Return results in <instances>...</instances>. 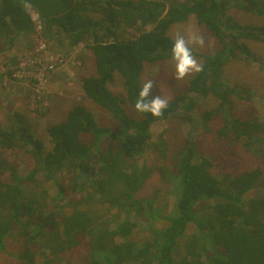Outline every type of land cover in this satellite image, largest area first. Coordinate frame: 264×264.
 Masks as SVG:
<instances>
[{
    "label": "trees",
    "instance_id": "obj_1",
    "mask_svg": "<svg viewBox=\"0 0 264 264\" xmlns=\"http://www.w3.org/2000/svg\"><path fill=\"white\" fill-rule=\"evenodd\" d=\"M25 2L39 13L49 44L61 49L80 44L92 53L97 74L81 78L82 88L119 126L100 124L93 112L77 103L62 120L47 126L51 147L46 148L26 115L8 109L6 122L0 121V149L29 155L34 167L25 172L27 164L20 170L0 155V174L8 176L0 178V255L10 232L19 228L24 250L17 256L28 264L35 258L33 245L49 248L45 261L59 264L63 253L83 241H88L90 252L81 264H264V193L247 196L262 183L263 169L219 178L212 171L214 158L199 155L191 139L173 156L172 168L162 162L172 158L167 140L160 133L155 142L152 132L156 122L173 117L192 120L198 97L213 95L218 103L199 112L206 130L213 117L222 114L220 136H231L234 144L242 143L251 151L256 150L253 134L264 144V116L242 119L231 113L233 94L250 101L253 91L235 89L224 80L229 59H247L264 69V58L243 41L264 42V25L243 24L229 13L238 8L264 14V0H0L2 49L13 46L21 32L34 31ZM192 14L222 48L205 54L191 47L193 56L202 59L203 71L173 96L163 115L138 112L135 104L145 65L173 58L174 39L168 31ZM116 73L124 91L111 89ZM87 134L91 140L84 139ZM105 137L117 140L119 147H103ZM151 147L159 152L155 163L145 154ZM257 152L264 155V148ZM156 171L175 195L167 212L156 206L160 188L151 196H139ZM65 175L69 184L58 183L62 197H50L44 183ZM68 189L74 196L64 201ZM97 197L125 217L114 219L112 226L93 207ZM153 220L162 221L161 226ZM140 221L150 224L145 231ZM190 224L194 228L188 233Z\"/></svg>",
    "mask_w": 264,
    "mask_h": 264
},
{
    "label": "rangeland",
    "instance_id": "obj_2",
    "mask_svg": "<svg viewBox=\"0 0 264 264\" xmlns=\"http://www.w3.org/2000/svg\"><path fill=\"white\" fill-rule=\"evenodd\" d=\"M30 13L34 17L33 9L30 10ZM229 13L243 24L264 25V14L238 8L230 9ZM178 32L185 35L186 39L188 33L202 37L204 40L203 47L189 45L198 52L215 54L222 48L211 31L204 24L200 25L197 22L194 14L185 22L172 24L168 31L173 39H175ZM243 41L257 55L264 58V42L247 38ZM194 57L201 64L202 59L198 56ZM3 62L6 65L3 67L4 74L0 76V121L6 122L8 109L24 113L37 137L44 141L46 148L51 147L47 126L62 120L65 116L64 113L77 103L84 105L93 112L100 124L112 126L114 129L119 126L111 114L89 98L82 88L81 78L97 74L92 53L82 45L79 44L71 49L65 46L61 49L58 46L49 44L45 37L40 35L34 22L33 32H21L19 37L15 39L13 46L4 49L0 56V69ZM175 66L176 61L173 58L145 65L141 83L144 86L146 82H152L153 88L150 89V99L152 96H162L169 102L176 93L187 88V83L195 73L183 79H177ZM115 75L116 80L111 85V89L114 92L124 91L122 77L117 73ZM224 80L235 89L243 88L253 91L254 97L250 101L233 94L235 100V107L231 112L233 115L242 119L253 118V115H259L261 118L264 116V69L259 63H251L247 59H229L224 68ZM198 101V109L192 114V120L173 117L166 122L153 124L154 141H158V136L162 133L168 142L169 157L172 155L171 159H162V162L174 168L175 158L173 156L177 155L178 150L186 144L187 140L191 139L197 143L196 149L199 155L214 158L212 171L219 178L226 173L238 175L253 168H261L264 171V155L257 152V149L261 151V146L264 148V144H261L262 140L256 134H253L252 140L255 141L256 150L251 151L246 149L242 143L234 144L231 136H220L218 130L225 122L222 114L215 115L210 122V130H206L199 112L213 107L216 102L218 103V100L215 96L209 95L207 98L198 97ZM125 106L130 114H134V110L130 106ZM259 136L261 138V135ZM262 136H264L263 133ZM84 139L91 140L92 136L89 134L84 135ZM102 145L114 149L119 147L117 140L108 137L104 138ZM151 148L153 149L151 150ZM151 148L145 154L148 159L151 157L152 162L155 163L159 152L154 147ZM0 155H4L10 161L12 160L19 166L20 170L25 168L24 166L27 164L28 169H25V172L34 167L33 159L19 151L0 149ZM139 162L143 163V160L139 159ZM7 177L6 174H0V178L7 179ZM38 177H41L39 173ZM259 181L262 183L252 191L247 192L248 197L260 196L264 193V175L261 176ZM59 182L67 186L69 177L65 175L57 181L55 179L44 183L50 197H62V195H59ZM156 188L161 189L156 206L159 209L161 208L162 212H167L175 201V195L171 192L172 185L164 183L157 171L145 181L139 196H151ZM72 196H74V193L68 189L66 194L64 193L63 199L65 201V199ZM50 205L51 208L55 207L53 201H50ZM93 207L103 215L104 219L107 218V221L112 222V226L116 224L113 222L114 219L125 217V213H120L118 216L116 208L110 207L109 204L104 203L98 197L93 201ZM161 222L153 220V224L156 223L157 226H161ZM140 223L143 224L144 222L140 221ZM143 225L140 229L145 231L150 224ZM193 228V224H190L188 233ZM19 231L20 229L16 228L7 237L5 251L0 255L2 264H28L17 256L24 250V237ZM148 234L149 232H142V235L148 236ZM183 245L184 242L181 241L180 247L182 248ZM31 249L35 253L32 264H48L45 260L49 248L33 245ZM89 252L90 245L88 241H83L72 251L63 253V260L59 264H81Z\"/></svg>",
    "mask_w": 264,
    "mask_h": 264
},
{
    "label": "clouds",
    "instance_id": "obj_3",
    "mask_svg": "<svg viewBox=\"0 0 264 264\" xmlns=\"http://www.w3.org/2000/svg\"><path fill=\"white\" fill-rule=\"evenodd\" d=\"M26 10H30L31 5L24 3ZM199 45L203 47L204 40L202 37L196 36L193 33L185 35L176 34L172 47V57L176 61V78L183 79L192 73H198L203 71V66L198 63L197 59L193 56L192 48L189 45ZM153 88L151 81L144 84L142 90L139 93V99L135 104V108L141 113H151L155 117L163 115V111L168 108V100L162 96H150V89Z\"/></svg>",
    "mask_w": 264,
    "mask_h": 264
},
{
    "label": "built area",
    "instance_id": "obj_4",
    "mask_svg": "<svg viewBox=\"0 0 264 264\" xmlns=\"http://www.w3.org/2000/svg\"><path fill=\"white\" fill-rule=\"evenodd\" d=\"M33 10H34V14H35L34 17H32L33 21L36 23L37 30L39 31L40 35L42 37H44V34H43V23H42V20L40 18V15L35 9H33ZM51 67H52V65H51Z\"/></svg>",
    "mask_w": 264,
    "mask_h": 264
},
{
    "label": "crops",
    "instance_id": "obj_5",
    "mask_svg": "<svg viewBox=\"0 0 264 264\" xmlns=\"http://www.w3.org/2000/svg\"><path fill=\"white\" fill-rule=\"evenodd\" d=\"M19 37V36H18ZM17 37V38H18ZM2 42L0 41V50L2 49V44H1ZM5 49V48H4ZM4 49H2L1 51H0V56H1V54L4 52ZM6 64H5V62H3L2 64H1V69H0V76H2L3 74H4V72H3V67L5 66ZM8 112V111H7Z\"/></svg>",
    "mask_w": 264,
    "mask_h": 264
}]
</instances>
